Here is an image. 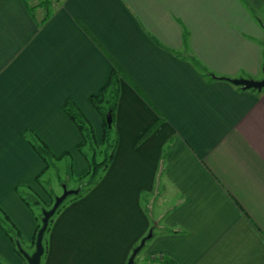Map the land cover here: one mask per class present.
<instances>
[{
  "label": "crops",
  "instance_id": "obj_1",
  "mask_svg": "<svg viewBox=\"0 0 264 264\" xmlns=\"http://www.w3.org/2000/svg\"><path fill=\"white\" fill-rule=\"evenodd\" d=\"M263 44L264 0H0L3 259L24 261L9 231L37 234L22 190L52 204L30 142L86 175L63 105L100 145L90 97L114 70L111 162L54 217L42 264H127L150 233L139 264H264V93L212 77L261 79Z\"/></svg>",
  "mask_w": 264,
  "mask_h": 264
},
{
  "label": "trees",
  "instance_id": "obj_2",
  "mask_svg": "<svg viewBox=\"0 0 264 264\" xmlns=\"http://www.w3.org/2000/svg\"><path fill=\"white\" fill-rule=\"evenodd\" d=\"M118 79V75L117 73L112 70L110 73V77L108 79V82L104 85V87L102 88V90L95 96H91L90 97V104L92 105V107L95 109V111L98 113V115L102 118L103 124H104V130H103V136H102V140L100 145L97 144L96 142V138L94 135V131L93 128L91 126V124L88 122L87 118L83 115V113L79 110V108L77 107V105L72 102V101H66L63 105V111L65 113V115L68 117V119L73 123V125L76 127V129L78 130L80 136H81V143L78 146L79 151L81 152V149L84 146H87L86 144H91V143H95L96 148L97 147H105L106 149L109 150V153H107L104 156V160L102 162L97 163L96 162V148H94V153L92 155V157H90L89 159H87V157L84 156L85 160L88 162L89 165V170L88 173L85 176H89V181H87V188L86 190H88L91 186H93L98 179L101 178V173L103 171H105L107 169V167L109 166L110 162H111V156L113 153V148H114V140L112 139V127L109 128L106 124V115L108 114V112H110L111 117L113 116V111L115 109L116 106V100H117V95H118V90H117V84H116V80ZM33 150L35 151V153L42 159V161L45 164V170H47V163H46V159L47 157H52V155L50 154L48 148L41 143L40 141H31L30 142ZM39 178V177H38ZM78 194L74 195V197H70L68 196L66 200H68V202L72 199H77L79 197H81L82 194V189L78 190ZM85 191V189L83 190ZM64 201V202H65ZM63 202V203H64ZM61 204L58 209L55 211V213L52 215V217L49 220L47 229L44 233L43 236V254H46L47 252V243L45 242V234L50 232V228H51V224L53 222L54 217L60 213L62 211V209L64 208V204ZM53 204V203H52ZM52 204H50V206H52ZM40 225H38V229L40 228ZM38 231V230H37ZM35 239L36 236L33 239L32 244H35ZM13 240V238H12ZM15 240H18L17 238L14 239V246L17 247L19 244L15 242ZM47 241V240H46ZM16 252L22 257V255L18 252V249L16 248ZM23 258V257H22ZM158 260L152 262L151 264H162L160 260L161 258H157ZM24 263L26 264L25 259L23 258ZM154 260V258H153ZM41 264V263H40Z\"/></svg>",
  "mask_w": 264,
  "mask_h": 264
},
{
  "label": "rangeland",
  "instance_id": "obj_3",
  "mask_svg": "<svg viewBox=\"0 0 264 264\" xmlns=\"http://www.w3.org/2000/svg\"><path fill=\"white\" fill-rule=\"evenodd\" d=\"M29 3V2H28ZM87 146H84L82 149V153H84V156L89 159L92 157L94 153V148H96L95 143H89L86 144ZM96 162H102L104 160V156L109 153V150L106 149L104 146L103 147H97L96 148ZM47 163V170L43 172V174L38 178L37 184L40 185L48 194L49 197H52V203L54 204L55 198L61 196L64 192V188L67 190H79L82 189V194L84 193L83 189H85V184H87V181H89V176H83L82 178H77L73 172H72V164L69 161L68 157L64 158H58L54 159L53 157H47L46 159ZM23 196H25L26 200L28 201L30 205V209H32L36 217L38 218L37 224L40 225L41 220H42V213L43 211H47L52 208V206H49L48 204H43V206H37L34 204V199L33 196L35 194L33 192H29L27 189L22 190ZM81 194V196H82ZM74 197V195L70 196ZM39 202V201H38ZM68 203V200H66L63 204L64 206ZM42 207V208H41ZM41 227V226H40ZM13 230V229H12ZM9 231V233L13 236L15 239V236H18V240H15L16 243L20 245V247L28 252L29 254L33 253L35 249V244L32 245L31 243L29 244L26 240V238L19 236L17 231ZM39 230V229H38ZM47 233L45 234V239L47 240ZM45 242L47 243V241ZM18 249V246L15 247ZM138 258H136V263H138ZM45 259V254L43 257H41V264L43 263V260ZM0 264H8L6 260L3 259V257L0 255ZM22 264H25L24 261H22Z\"/></svg>",
  "mask_w": 264,
  "mask_h": 264
},
{
  "label": "water",
  "instance_id": "obj_4",
  "mask_svg": "<svg viewBox=\"0 0 264 264\" xmlns=\"http://www.w3.org/2000/svg\"><path fill=\"white\" fill-rule=\"evenodd\" d=\"M264 46V44H263ZM262 78L259 80H255V79H230V78H217L215 76H212L214 79H222L225 80L227 82H229L230 84L239 87L242 91H256V92H263L264 93V50H263V65H262ZM106 124L107 126L110 128L111 126V114L110 112H108V114L106 115ZM64 188V192L61 196L55 198L54 200V204L52 206L51 209L49 210H45L42 213V220H41V227L39 228V230L37 231L36 234V239H35V249L33 251V253L29 254L28 252L24 251L20 245H18V252L22 255V257L25 259L26 264H40L41 262V257L43 254V236L44 233L47 229L48 223L50 218L52 217V215L55 213V211L58 209V207L65 201V199L70 196V195H77L78 194V190H67ZM151 236V233L144 238L139 246H137L131 256L128 259L127 264H134V260L137 256V254L141 251V249L143 248L146 239H148Z\"/></svg>",
  "mask_w": 264,
  "mask_h": 264
}]
</instances>
